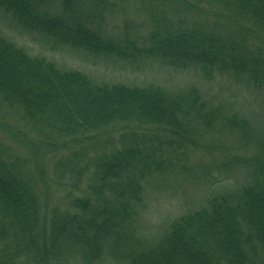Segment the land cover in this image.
<instances>
[{"label": "trees", "instance_id": "trees-1", "mask_svg": "<svg viewBox=\"0 0 264 264\" xmlns=\"http://www.w3.org/2000/svg\"><path fill=\"white\" fill-rule=\"evenodd\" d=\"M138 3L146 34L103 26ZM0 10L52 46L228 75L264 94V0H0ZM205 100L195 86L95 80L0 34V105L35 141L26 157L0 138V264H264V131ZM213 129L234 136L220 165L242 168L244 182L138 236L144 182L204 148ZM39 155L58 192L27 169Z\"/></svg>", "mask_w": 264, "mask_h": 264}, {"label": "rangeland", "instance_id": "rangeland-1", "mask_svg": "<svg viewBox=\"0 0 264 264\" xmlns=\"http://www.w3.org/2000/svg\"><path fill=\"white\" fill-rule=\"evenodd\" d=\"M140 6L138 3L136 7L128 5L121 10L113 11L105 18L103 26L111 33L124 32L127 29L129 32L146 34L149 28L146 22L147 13L145 9L140 10ZM0 34L25 48L30 54L53 60L60 67L81 69L95 80H121L129 84L154 83L182 92L195 86L208 103L219 104L227 115L244 116L257 130L264 131V94L228 75L214 74L207 78L195 69L181 70L158 60L127 66L100 58L95 59L67 46H52L54 44L39 33L18 27L1 10ZM29 135V129L20 121L18 114L0 105V138L11 145L12 149L31 157L30 145L35 141ZM202 142L204 148L189 153L188 158H183V163L175 170L148 177L144 182L142 211L136 220L138 236L147 241L151 240L164 231L172 218L204 204L210 192L220 191L229 186L234 188L244 182L245 171L242 168L231 165L229 169H225L220 165L228 151H237L233 135L224 130L213 129L208 132L207 137L203 136ZM38 160L37 162L31 160L27 169L37 179L38 170L43 171L46 175L44 179L49 181L52 189L55 188V192H58L51 170L53 162L48 157L40 155ZM38 165H41V168H38ZM71 264L81 263L73 261ZM105 264H113V261Z\"/></svg>", "mask_w": 264, "mask_h": 264}]
</instances>
